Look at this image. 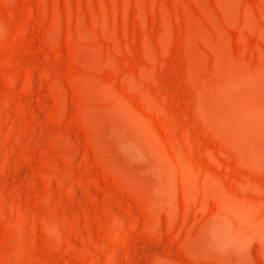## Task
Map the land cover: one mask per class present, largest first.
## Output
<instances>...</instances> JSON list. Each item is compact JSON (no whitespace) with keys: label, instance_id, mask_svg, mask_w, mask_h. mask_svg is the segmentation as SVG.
<instances>
[{"label":"rangeland","instance_id":"obj_1","mask_svg":"<svg viewBox=\"0 0 264 264\" xmlns=\"http://www.w3.org/2000/svg\"><path fill=\"white\" fill-rule=\"evenodd\" d=\"M0 264H264V0H0Z\"/></svg>","mask_w":264,"mask_h":264}]
</instances>
